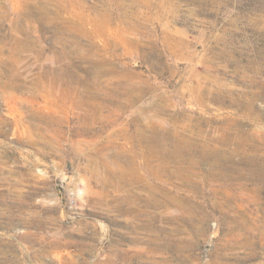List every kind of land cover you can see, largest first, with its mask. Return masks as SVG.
Wrapping results in <instances>:
<instances>
[{
  "label": "rangeland",
  "instance_id": "obj_1",
  "mask_svg": "<svg viewBox=\"0 0 264 264\" xmlns=\"http://www.w3.org/2000/svg\"><path fill=\"white\" fill-rule=\"evenodd\" d=\"M0 264H264V0H0Z\"/></svg>",
  "mask_w": 264,
  "mask_h": 264
},
{
  "label": "bare ground",
  "instance_id": "obj_2",
  "mask_svg": "<svg viewBox=\"0 0 264 264\" xmlns=\"http://www.w3.org/2000/svg\"><path fill=\"white\" fill-rule=\"evenodd\" d=\"M174 134H175V139L172 142H169L167 139H161V140H158L155 145H152L150 143V141L148 140L147 144L142 145L141 152H139L138 155L140 157H147V156H150V155L155 153L156 155L159 154V155H163V156H170V157H173V158H176V159L179 158L180 160L183 159V157L185 155H188L189 153H191V151L193 149H191L190 146H189V138H188V136H186V134H183L182 132L177 131V130H176V132ZM170 143H171V147H172L171 149L167 148L168 144L170 145ZM190 145L193 146V143H191ZM146 153H148V155H144Z\"/></svg>",
  "mask_w": 264,
  "mask_h": 264
}]
</instances>
